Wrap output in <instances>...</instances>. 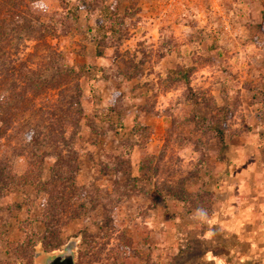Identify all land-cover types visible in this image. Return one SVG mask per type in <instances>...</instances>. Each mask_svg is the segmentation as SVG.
<instances>
[{
	"label": "rangeland",
	"instance_id": "obj_1",
	"mask_svg": "<svg viewBox=\"0 0 264 264\" xmlns=\"http://www.w3.org/2000/svg\"><path fill=\"white\" fill-rule=\"evenodd\" d=\"M0 34L1 77L45 81L0 143L42 185L0 184V264H239L222 221L230 169L264 167V0H0Z\"/></svg>",
	"mask_w": 264,
	"mask_h": 264
},
{
	"label": "crops",
	"instance_id": "obj_2",
	"mask_svg": "<svg viewBox=\"0 0 264 264\" xmlns=\"http://www.w3.org/2000/svg\"><path fill=\"white\" fill-rule=\"evenodd\" d=\"M227 177L229 214L222 221L223 231L241 243L227 250L238 254L239 264H264V167L243 166L234 173L230 169Z\"/></svg>",
	"mask_w": 264,
	"mask_h": 264
},
{
	"label": "trees",
	"instance_id": "obj_3",
	"mask_svg": "<svg viewBox=\"0 0 264 264\" xmlns=\"http://www.w3.org/2000/svg\"><path fill=\"white\" fill-rule=\"evenodd\" d=\"M1 35V34H0ZM3 46L0 45V55L2 54ZM97 54L101 55L102 52L100 49H97ZM17 65V64H16ZM12 73L8 76L1 77L0 75V143L2 142V138L4 139L3 133L7 127H5L6 121H8L13 130L16 131L15 126L19 123V121H24L27 124H31L34 120V114L31 113V107L25 108L26 101L31 99V92H33V88L40 87L41 83H45V81H41V78L35 74H25V73H18L17 69L13 66H11ZM19 68V67H18ZM7 77V79H5ZM22 80L24 84L26 85V93L19 94V87L17 85V82ZM5 84L8 85V93L6 94L4 91ZM31 94H30V93ZM6 100L9 101V103L6 105ZM28 104V102H27ZM30 114V115H29ZM20 131V129H19ZM26 138H31V135L36 133L35 130L30 126L26 131ZM14 138V137H13ZM33 138V137H32ZM222 138V137H221ZM71 147L68 149L70 150ZM19 149V146H18ZM72 149V148H71ZM61 156L63 155H57L58 158L61 159ZM63 172L61 173V176H55L56 180H65V178L68 179V181H72V177L75 174V171L70 170V167H63ZM12 169V168H11ZM10 167L6 163H2L0 166V184L3 187H23L22 185L25 184V186H34V187H41V182L38 181L37 178L34 179L33 174L28 171H26L23 176L17 177L16 174L13 172L11 173ZM69 172V173H67ZM70 175V176H69ZM14 176L16 178H14ZM54 178V177H53ZM59 190V188H58ZM50 192V191H49ZM60 192V191H59ZM52 196V195H51ZM65 194H59V198L62 199L63 206L61 208V213L64 211V208L68 206V203L64 201Z\"/></svg>",
	"mask_w": 264,
	"mask_h": 264
},
{
	"label": "water",
	"instance_id": "obj_4",
	"mask_svg": "<svg viewBox=\"0 0 264 264\" xmlns=\"http://www.w3.org/2000/svg\"><path fill=\"white\" fill-rule=\"evenodd\" d=\"M49 264H75V261L72 254L65 257L58 255L54 259L50 260Z\"/></svg>",
	"mask_w": 264,
	"mask_h": 264
},
{
	"label": "flooded vegetation",
	"instance_id": "obj_5",
	"mask_svg": "<svg viewBox=\"0 0 264 264\" xmlns=\"http://www.w3.org/2000/svg\"><path fill=\"white\" fill-rule=\"evenodd\" d=\"M71 254H72V252L70 250H68L66 253L61 254V256L65 257V256H70ZM47 263L49 264V261Z\"/></svg>",
	"mask_w": 264,
	"mask_h": 264
}]
</instances>
